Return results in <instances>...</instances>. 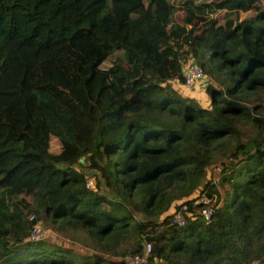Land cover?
<instances>
[{
  "label": "trees",
  "instance_id": "1",
  "mask_svg": "<svg viewBox=\"0 0 264 264\" xmlns=\"http://www.w3.org/2000/svg\"><path fill=\"white\" fill-rule=\"evenodd\" d=\"M195 1L0 0V264H264V3Z\"/></svg>",
  "mask_w": 264,
  "mask_h": 264
},
{
  "label": "built area",
  "instance_id": "2",
  "mask_svg": "<svg viewBox=\"0 0 264 264\" xmlns=\"http://www.w3.org/2000/svg\"><path fill=\"white\" fill-rule=\"evenodd\" d=\"M207 77L203 71L194 64L188 65L184 70V78H183V85L184 87L190 89L195 86V84ZM87 185H91V180H87ZM199 202L204 205V207L201 209L200 213L202 215V218L206 224H208L211 221V216L213 215L214 209L210 206L209 200L206 196H203L199 199ZM186 211V206H182L181 209L176 211L173 216V222L176 223L178 226H182L184 224V212ZM40 232H37V228H34L31 231L30 237L32 240H38L40 237ZM149 250V245H147V251ZM145 262L144 257L140 256H133L128 259V264H142ZM255 264V263H251Z\"/></svg>",
  "mask_w": 264,
  "mask_h": 264
},
{
  "label": "rangeland",
  "instance_id": "3",
  "mask_svg": "<svg viewBox=\"0 0 264 264\" xmlns=\"http://www.w3.org/2000/svg\"><path fill=\"white\" fill-rule=\"evenodd\" d=\"M195 1V0H194ZM203 1H206V2H209V0H196L195 1V3L196 4H201V3H203ZM261 2V1H260ZM262 3H264V0H262ZM182 13H184L183 11H182ZM202 13L203 14H206V15H209V12H207V11H202ZM180 15H181V13H180V11H177L176 13H175V18H177V19H179V17H180ZM242 15H244V14H242ZM116 57H117V54L115 55V56H111L108 60H107V62H106V64H107V66L108 65H110V64H112L113 63V61H114V59H116ZM195 65V64H194ZM206 83H207V80H205V81H201V82H199V83H197L196 85H195V87H193L192 89L193 90H188V89H186V88H184L183 86H181L180 84L179 85H176V87H177V90H178V93L179 94H190V95H192L193 97H195V98H198V99H200L201 101H204V100H206V98H205V94H204V89H205V85H206ZM191 89V88H190ZM205 102V101H204ZM50 146H51V150H53V151H56V150H58V142L56 141V140H52L51 141V144H50ZM1 203H2V201H1ZM40 232V237L38 238V240L39 239H49L50 240V235L51 234H53V233H51V231L47 228V226H39L38 228H37V232ZM57 241V242H56ZM56 243L57 244H63V243H61V239H59L58 237H56ZM50 244H52V243H50ZM65 244V243H64Z\"/></svg>",
  "mask_w": 264,
  "mask_h": 264
}]
</instances>
